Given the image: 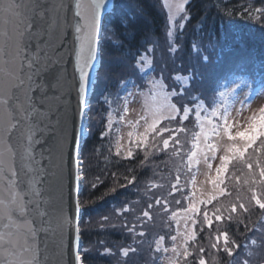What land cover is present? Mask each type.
Listing matches in <instances>:
<instances>
[{
  "label": "snow or ice",
  "instance_id": "obj_1",
  "mask_svg": "<svg viewBox=\"0 0 264 264\" xmlns=\"http://www.w3.org/2000/svg\"><path fill=\"white\" fill-rule=\"evenodd\" d=\"M188 3L164 0L169 9L167 52L174 65L187 56L186 66H176L171 87L163 75H144L147 69L155 71L153 48L148 47L129 53L140 83L122 80L123 95L103 96L107 108L100 117V136L106 138L109 154L114 149L117 163L139 155L144 168L159 154L174 161L159 182L146 184V207L139 214V200L114 209L120 223L109 226L119 227L130 243L116 249L104 240L95 242L103 247L102 255L118 252V264H128L130 254L139 255L154 208L167 232L148 242L152 264L161 256L167 264H187L189 258L191 264H208L201 233L210 249L224 254L223 264H250L255 255L251 246L264 248V223L248 237L252 228L242 218L253 205L264 210V105L251 107L264 96V88L248 85L245 92L241 83L247 82L241 78L235 87L216 91L208 74L218 56V38L203 30L196 38L194 29L187 51L180 43L190 20ZM240 8L225 6L224 15L264 27V6L244 0ZM141 15L142 9L127 0H0V19L11 24L10 29L0 27V264H86L92 249L81 240L79 194L87 184L83 148L96 119L92 101L105 69L103 48L110 40L120 47L109 33L116 35L119 28L127 36ZM134 103L141 104L139 111L131 107ZM135 171L128 167L126 183L119 186L134 184ZM201 175L203 181L198 180ZM112 176L117 179L116 172ZM98 182L96 177L91 187ZM223 222L235 225L237 232L243 226L247 242L213 227ZM213 264L221 261L214 258Z\"/></svg>",
  "mask_w": 264,
  "mask_h": 264
},
{
  "label": "trees",
  "instance_id": "obj_2",
  "mask_svg": "<svg viewBox=\"0 0 264 264\" xmlns=\"http://www.w3.org/2000/svg\"><path fill=\"white\" fill-rule=\"evenodd\" d=\"M157 1L161 3V0ZM190 1L192 5L191 14H193L190 17L192 27H196V29L200 31L203 30V33L205 34L214 33L218 40L222 39L225 33L238 37L241 43L244 42L243 45L245 48L250 51L248 59H251L254 62L250 65V62L247 61L243 68L229 72L224 78L215 83L214 87L216 91H221V88H223L225 84L230 83L234 77L239 75L246 76V73L250 74L249 76L253 80L255 87L264 86V73L257 72L258 69H260L259 71L264 69V27L254 20L242 19L238 15L234 16L231 20L224 15L225 6L234 11H239L241 10L240 6L244 0ZM150 2H152V5ZM127 3L129 5H138L139 8L142 9L144 20L138 18L127 36L121 34L123 30L118 28L114 40H118L121 45L117 48V51L124 55L128 54V58L131 60V65H134L135 59H133L129 53H136L137 49L143 52L144 47L139 46L142 43L140 42L141 40H146L149 36L159 37L163 35V23H161L162 20H160L157 10L154 8L153 0H127ZM255 6L261 7L264 6V3H262V0H255ZM206 37L208 36L206 35ZM260 38H262L261 41ZM233 50H236V48L234 47ZM254 64L256 65L253 68ZM249 67L253 70L249 69ZM247 69L249 70L247 71ZM149 76L150 75H148V77ZM114 90L115 87L112 91ZM118 91H120V86ZM120 95H123L122 91H120ZM102 113H105V111ZM188 127L191 128L192 125L188 124ZM106 145L107 140L106 138H100L99 131L93 134L92 138L87 141L85 146V149L91 151V157L86 163L85 178L87 184L84 193L81 196L83 199V218L89 223L88 231L90 233L87 232L88 234L86 235L89 236H85L82 232V240L83 245H96L95 248L93 247L90 253L87 254L86 264H118V261L122 259L118 252L116 256L102 255L101 253H103L104 249L99 244H96V241L104 240L109 247L115 245L116 249L121 245L130 243V240L126 238V234L119 227L113 228L110 226H104L102 228L101 225H92V223L88 222L92 216L99 215L105 217L106 211L110 210L114 212V209L120 207L123 202L137 200H139V204L136 205V214H139V212L146 207V184L150 180H157V182H159L158 177L165 175L171 167L168 162L169 158L166 155L161 156L158 160H151L150 165L144 168L139 166V161L142 158L139 155L131 162L120 160L119 163H117L116 161L118 158L115 157L113 152L111 154L108 153ZM106 156L109 157L107 161L105 160ZM128 167L136 169L134 174L136 175L137 180L134 184L127 185V187H120L119 184L126 183L123 177L124 175H128ZM113 172L117 173L116 180H114L112 176ZM154 173L158 175H154ZM96 177H99L102 182H98L96 187L93 188L91 187V184L96 180ZM113 187L116 189L114 192L110 191ZM153 191L160 192L163 190L154 189ZM158 212V208L151 210L153 221L146 223L144 229L147 233L146 243L140 249L138 256L130 254L131 259L128 260V264H152L148 242H150L157 234H165L167 232L163 222L164 218L161 217ZM128 218L131 220L132 216L130 215ZM242 218L245 220V223L252 228L250 226L251 218H248L245 215ZM213 227H220L221 230L228 229L230 236L235 232L238 242H247L244 239V236L241 235L245 231L243 226L240 227L238 232L236 231L235 225H229L227 222L220 224L214 223ZM250 233L251 231L247 232L246 235L249 236ZM166 240L168 241L167 237ZM168 243L166 246L170 247V242ZM200 243L206 249L204 255L208 264H213L211 261H213L215 257L212 259L208 258L207 254L211 249L208 241L203 239V233L200 234ZM223 257L224 254L216 253V259L220 260L221 264H223ZM162 258L163 257L161 256L160 259L156 261V264H161L160 261H162ZM228 259L231 260V258ZM187 264H191V258H189ZM258 264H264V260L260 259Z\"/></svg>",
  "mask_w": 264,
  "mask_h": 264
},
{
  "label": "rangeland",
  "instance_id": "obj_3",
  "mask_svg": "<svg viewBox=\"0 0 264 264\" xmlns=\"http://www.w3.org/2000/svg\"><path fill=\"white\" fill-rule=\"evenodd\" d=\"M177 2L178 0H169V3L172 5H175ZM150 4L152 5V2H150ZM159 4H161L162 6ZM153 5H154L155 10H157V14L160 20H162L161 23H163L162 24L163 35L159 37L149 36L148 39L146 40L143 39L144 41L143 40L140 41L142 42L141 43L142 45L140 44L139 46L140 47L143 46L144 50L148 47L153 48L152 58H153V68L155 69V71H152V69H147L144 75L146 76L150 75L149 78L156 77L157 79H159L160 76L163 75V77L165 78L164 82L169 84V86L171 87L172 81L170 78L177 75V72L175 71L176 66L180 64H184L186 66L187 56H182L180 59L176 60L175 65L173 64V58H171L167 52V42L168 41H167V36H166V31H167L166 25L168 23L169 9L165 7L164 0H161V3L158 2L157 0H153ZM191 9H192V5H191V1L189 0V3L185 5V10L189 11L190 17L193 15L191 14ZM173 11H175L174 7H173ZM139 18L144 20L143 14ZM177 19H179V17H177ZM194 29H195V37L199 38L202 34L201 31L197 30L196 27H192L190 20L185 22V29H184L185 35L180 41V43L184 46L185 51H187L190 41L194 38V33H193ZM109 35L112 36L113 40L114 38H116L115 37L116 35H113L112 33H109ZM261 39L262 38H260V41ZM203 43L206 46L209 44V39L208 37H206V35L203 36ZM243 43L244 42L242 43L240 42L238 37L232 36L227 33H225L222 39L218 40V48H217L218 56L216 55L213 56L215 63L212 67V70L208 74V80L213 86L220 79L224 78L229 72L236 71L239 68H243V66L245 65V62L247 61L250 62V65L254 63L251 59H248L250 55L249 54L250 51L245 48ZM234 47L236 48V50H233ZM112 48H113V43L111 42V40L104 44L103 51H104L105 69H102L101 71L102 80H101L99 87L96 89L95 98L92 101L93 109H94L93 115L96 117V119L93 121L94 128L92 129L91 137H86L87 141L92 138L94 133L101 131L103 122L100 119V117L105 115V113H102V112H104L105 109L107 108V105H105L103 102V96L107 95L108 93L115 94V92L118 91L122 80L131 79V80L136 81L137 83H140V81L137 80V76L139 75V73H137L133 65H131V60L128 58V54L124 55V54L119 53L117 51V48L119 47L114 46L113 50ZM255 65L256 64L253 65V68L255 67ZM249 69H252V68L249 67ZM249 69H247V71ZM259 70L260 69L257 70L258 73H264V69H262V71H259ZM246 74H247L246 76L239 75V76L234 77L233 82L227 88L235 87L236 83L240 82L242 78L243 81L247 82V84L241 83V89H243V91L246 92L248 89V85H250L251 87L253 85V80L249 76L250 74L249 73H246ZM114 87H115V90L112 91ZM222 90H225V88L224 87L221 88V91ZM237 91L240 92V89H237ZM241 98H243L242 94H241ZM262 105H264V96H260L256 98L254 102L252 103L251 107H252V110H256ZM131 107L135 109L136 111H139L141 108V104L134 103ZM134 114L135 113H133V115ZM123 131L126 132L127 129H124ZM90 152L91 151L85 149V147L83 148V155L85 157L84 159L85 166H86L87 160H89L91 157ZM113 153H114V149H113ZM163 155L164 154H159L156 158H154V160H158ZM168 162H169V165L171 166L174 164V161L172 160L168 159ZM202 171H203V166H202ZM204 178L205 177L201 175L200 177H198V180L203 181ZM85 187L86 185L82 188L81 195H83ZM82 200H83L82 196H80L81 206H82ZM175 207L176 206L174 205L173 208ZM115 214L116 213H114L113 211L108 210L106 211L105 215L110 218L109 221H103L102 219L103 217L99 215H93L90 221L88 222L92 223V225H101L103 223L104 226H107V227L110 224L119 225L121 218ZM244 215L247 216L248 218L249 217L251 218L250 226L252 227V231L248 237H252L253 233L255 232V228L260 223H264V210H261L259 209L258 206L253 205L250 208V213L244 214ZM158 227H159V224H158ZM182 227H183V222H181V228ZM88 229H89V223H87L84 220L83 215H82L81 235L83 232L85 236H89V235H86L90 233ZM257 238H258V234H257ZM168 242L169 241L166 240L165 244H167ZM83 246L90 247L92 249L93 247L95 248L96 245L92 246L88 244L86 246L84 244ZM251 249L252 251H254L255 255L249 258L250 264H258V261L260 259L264 260V248H256L255 246H251ZM168 255H171V253H169ZM207 256L209 259H212L214 257L216 259L215 250L211 249L208 252ZM211 262L213 263V261ZM160 263L167 264V261L162 258V261H160Z\"/></svg>",
  "mask_w": 264,
  "mask_h": 264
},
{
  "label": "water",
  "instance_id": "obj_4",
  "mask_svg": "<svg viewBox=\"0 0 264 264\" xmlns=\"http://www.w3.org/2000/svg\"><path fill=\"white\" fill-rule=\"evenodd\" d=\"M0 27H8L9 29L11 28V24H7L5 25L4 22H3V19H0ZM69 72H71V67H69ZM75 93L74 91L71 93V95L69 96V107H68V116H69V121L71 122V117H72V114H73V110H74V106H75ZM78 127V125H77ZM65 191L67 192V189H65ZM81 192H82V189H81ZM81 192L79 194V199H80V196H81ZM75 196V193L73 194ZM56 194L53 193V205L55 206L58 201L56 200ZM67 198V197H66ZM82 215H83V209H82V206H81V217H80V227H81V220H82ZM81 240H82V235H81ZM82 244H83V241H82Z\"/></svg>",
  "mask_w": 264,
  "mask_h": 264
},
{
  "label": "bare ground",
  "instance_id": "obj_5",
  "mask_svg": "<svg viewBox=\"0 0 264 264\" xmlns=\"http://www.w3.org/2000/svg\"><path fill=\"white\" fill-rule=\"evenodd\" d=\"M83 241V240H82Z\"/></svg>",
  "mask_w": 264,
  "mask_h": 264
}]
</instances>
